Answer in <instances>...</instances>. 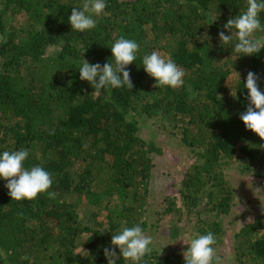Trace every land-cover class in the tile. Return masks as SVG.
I'll return each instance as SVG.
<instances>
[{"label":"trees","instance_id":"16d2710c","mask_svg":"<svg viewBox=\"0 0 264 264\" xmlns=\"http://www.w3.org/2000/svg\"><path fill=\"white\" fill-rule=\"evenodd\" d=\"M81 2L0 0V151L27 148L26 167L41 165L53 173L50 191L56 193L54 199L45 194L19 202L0 180V252L7 254L6 264H29L21 259L25 255L31 264H107L103 248L113 235L107 231L141 221L148 234L160 220L187 228L193 223L200 232L214 231L219 246L235 200L227 172L243 161L264 182V140L239 119L248 106L247 89L233 98L227 85L235 71L241 85L253 71L264 89V49L235 61L218 40L245 0H108L95 30L72 32L68 5ZM121 35L135 39L141 54L170 53L185 69V86L156 88L138 59L128 69L132 89L113 90L111 101L104 95L93 99L94 89L76 68L83 58L109 62V47ZM54 42L62 49L48 57ZM146 121H160L166 131L168 125L194 160L179 195L166 197L156 213L152 182L163 150L142 135ZM68 197L103 211V222L97 216L84 222ZM235 238L243 240L235 247L239 264H264V213ZM160 252L154 251L152 264H184L181 253Z\"/></svg>","mask_w":264,"mask_h":264},{"label":"clouds","instance_id":"9594fccd","mask_svg":"<svg viewBox=\"0 0 264 264\" xmlns=\"http://www.w3.org/2000/svg\"><path fill=\"white\" fill-rule=\"evenodd\" d=\"M68 6H71V15L67 23L72 32L90 33L97 28L99 19L107 15L108 0H82L79 5ZM218 17L219 14L213 16L207 25H212ZM222 29L218 33V40L222 48L231 49V58L234 54L235 61L242 57L257 56L264 49V0H245L243 8L223 24ZM109 48V62L103 65L90 64L83 58V62L76 68L79 79L94 89L91 94L93 99L104 95L105 100L111 101L113 90L132 89L128 69L134 63L137 65L138 59L141 64L137 67L142 66L143 71L155 81L156 88L176 90L185 86V69L171 58L170 53L161 54L158 50H152L141 54L140 44L123 35L115 39ZM235 73L238 74L235 82L227 79L232 97L237 98V91L241 87L247 89L248 106L246 111L239 114V119L245 130L264 140V89L258 85L260 76L248 71L241 85L240 73ZM28 158L27 148L0 151V180L6 181L8 195L19 202L34 201L45 194L49 199H54L56 193L50 191L54 183L53 173L41 165L26 167ZM142 223L121 225L118 229L107 231L113 233L109 246L103 248L107 264H120L121 260L125 264H152L156 261L161 255V252L158 256L153 255L157 241L148 234ZM178 240L187 246L183 252L184 264H223L218 254L219 239L214 231L192 230ZM21 259L31 264L29 256L25 255ZM6 261L7 254L0 252V264H6Z\"/></svg>","mask_w":264,"mask_h":264},{"label":"rangeland","instance_id":"374dc122","mask_svg":"<svg viewBox=\"0 0 264 264\" xmlns=\"http://www.w3.org/2000/svg\"><path fill=\"white\" fill-rule=\"evenodd\" d=\"M121 1L132 2L135 0ZM61 49V42L51 43L46 50V56H55ZM237 75V73L232 74L229 79L235 82ZM166 127L168 131L163 129L160 121H146L141 124V132L144 138L147 140L153 138V142L158 144L163 150V156L155 158L152 182L154 213L166 206L164 204L166 197L170 196L173 198L179 195L182 179L194 164V160L189 156V150L182 146L177 139H174L170 135L169 126L167 125ZM227 179L233 189L235 200L231 215L223 221L225 236L222 243L218 246V254L222 257L223 264H239L236 261L237 251L235 247L240 246L243 240L235 238L236 232L246 223L251 222L254 216L264 213V182L257 178L243 161H238L227 172ZM68 201L77 205V212L84 222L90 223L95 216L98 217L99 222H103V217H105L103 211L79 201L77 197H68ZM155 221L157 222L156 218ZM159 222V226L153 228L149 233L157 241V249L155 251L164 250L170 254L181 253L183 257V252L186 251L187 246L182 240L178 239L182 238L184 234L195 230L193 229V223L187 228L182 223H169L165 220H160ZM79 252H82V254L86 253L82 249Z\"/></svg>","mask_w":264,"mask_h":264}]
</instances>
